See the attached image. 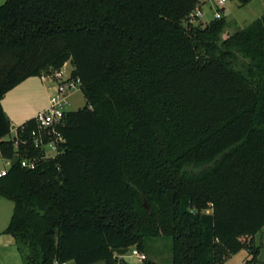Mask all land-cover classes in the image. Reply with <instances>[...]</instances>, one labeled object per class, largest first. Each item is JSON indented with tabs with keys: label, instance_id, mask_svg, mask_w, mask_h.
<instances>
[{
	"label": "trees",
	"instance_id": "16d2710c",
	"mask_svg": "<svg viewBox=\"0 0 264 264\" xmlns=\"http://www.w3.org/2000/svg\"><path fill=\"white\" fill-rule=\"evenodd\" d=\"M198 3L0 5V150L13 161L0 194L14 201L5 231L24 264H118L114 249L146 253L159 238L171 239L172 264H223L243 248L245 264L257 261L264 13L224 38V16L191 20ZM69 61L87 104L64 116L65 152L26 169L2 100ZM36 127L32 117L17 134Z\"/></svg>",
	"mask_w": 264,
	"mask_h": 264
},
{
	"label": "rangeland",
	"instance_id": "374dc122",
	"mask_svg": "<svg viewBox=\"0 0 264 264\" xmlns=\"http://www.w3.org/2000/svg\"><path fill=\"white\" fill-rule=\"evenodd\" d=\"M5 1L6 0H0V5ZM211 5L213 8L210 7ZM225 7L226 12L224 13V17L227 20V26L222 33L223 37L227 36L228 33H230V35L235 33L261 16L264 13V0H249L248 2H243L242 0H228ZM216 9L215 0L204 3L202 6L201 19L206 23L211 21L214 19ZM193 21L194 23H198L195 20ZM64 69L66 75L70 74L73 69L72 63L70 61L67 62ZM55 72H53V74ZM55 84L56 83L52 82L50 79L43 80L39 76H32L6 93L2 100V105L10 119L12 137L15 135V130L19 125L48 105V97L56 91ZM86 104L87 101L81 89H76L71 92L67 108L68 110H78L83 108ZM5 166L8 167L5 160L0 157V171L5 168ZM14 206L15 204L12 199L0 194V264H24L23 253L19 250L15 239L5 231L10 223ZM257 238H259L257 239L258 243H256V239H254L253 245H250L249 239L246 240L249 242V246L252 249H256L257 246L262 249L257 256V261L251 264H264V233L262 236L258 235ZM242 239L245 240L244 237H242ZM131 248L139 249L136 246ZM145 252L148 260H153L155 264H172V242L169 238H159L150 242L148 244V250ZM251 258L252 255L250 251L243 248L237 253L225 258L223 264H245L246 261ZM145 263L146 262L140 261L132 256L130 251L123 256H118V264ZM71 264H74V262ZM97 264L104 263L99 262Z\"/></svg>",
	"mask_w": 264,
	"mask_h": 264
},
{
	"label": "built area",
	"instance_id": "2783aa9c",
	"mask_svg": "<svg viewBox=\"0 0 264 264\" xmlns=\"http://www.w3.org/2000/svg\"><path fill=\"white\" fill-rule=\"evenodd\" d=\"M208 1L214 0H199L196 9L190 15L192 21L201 18L202 6ZM227 1L215 0L217 9L214 13V18L219 19L224 16L225 11L223 9ZM41 78L43 80L50 79L56 83V91L49 97L48 105L33 117L37 127L29 131L27 135H22L21 137L17 134L18 128H16L13 137L10 135V139L13 141L17 151L21 150L22 146L24 155L20 162L21 166L26 169H35L40 160L55 158L65 152L66 139L61 131V124L68 111L67 106L69 105L71 92L80 89L81 86V79L79 77H73L71 72L66 75L64 67L57 70L53 75H43ZM31 149L39 150L41 153L39 155H33L31 154ZM0 157L8 165V167L5 166L0 171V176H4L7 174L13 161L11 158L5 157L1 150ZM129 251L132 256L140 261L147 259V254L137 248H131Z\"/></svg>",
	"mask_w": 264,
	"mask_h": 264
},
{
	"label": "crops",
	"instance_id": "0c3cea01",
	"mask_svg": "<svg viewBox=\"0 0 264 264\" xmlns=\"http://www.w3.org/2000/svg\"><path fill=\"white\" fill-rule=\"evenodd\" d=\"M210 2H212V1H210ZM212 6V5H211ZM210 6V7H211ZM223 11H225L226 12V7L223 9ZM230 35V33H228V35L227 36H225L224 38H226V37H228ZM42 79V78H41ZM48 101H49V97H48ZM48 104V103H47ZM37 112H39V111H37ZM37 114V113H36ZM35 115H33V116H31L30 118H32V117H34ZM30 118H28V119H30ZM28 119H26V120H28ZM264 233V228L262 229V231L260 232V233H258L256 236H255V238L254 239H256L255 241H256V243H258V240L257 239H259V238H257L258 237V235H260V236H262V234ZM258 245H260V244H258ZM261 250L262 249H260V252H261ZM73 261H70V262H67V263H65V264H71ZM99 263V262H98ZM104 263V262H103ZM97 264V263H96ZM105 264V263H104Z\"/></svg>",
	"mask_w": 264,
	"mask_h": 264
},
{
	"label": "water",
	"instance_id": "95a60500",
	"mask_svg": "<svg viewBox=\"0 0 264 264\" xmlns=\"http://www.w3.org/2000/svg\"><path fill=\"white\" fill-rule=\"evenodd\" d=\"M144 205L148 208V203L147 202H144ZM129 248H117V249H114V252L117 254V255H120V256H123L125 255L126 253L129 252Z\"/></svg>",
	"mask_w": 264,
	"mask_h": 264
}]
</instances>
